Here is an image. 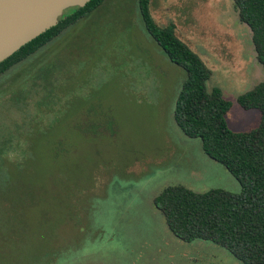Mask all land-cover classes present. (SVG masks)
<instances>
[{
	"label": "rangeland",
	"instance_id": "obj_1",
	"mask_svg": "<svg viewBox=\"0 0 264 264\" xmlns=\"http://www.w3.org/2000/svg\"><path fill=\"white\" fill-rule=\"evenodd\" d=\"M138 1L107 0L70 27L47 47L67 62L55 95L16 94L0 117V264H241L218 245L176 238L153 203L172 185H241L177 126L187 75L147 32ZM152 15L211 68L208 89L233 103L230 128L255 127L260 112L237 99L264 82V68L233 0H153Z\"/></svg>",
	"mask_w": 264,
	"mask_h": 264
},
{
	"label": "trees",
	"instance_id": "obj_2",
	"mask_svg": "<svg viewBox=\"0 0 264 264\" xmlns=\"http://www.w3.org/2000/svg\"><path fill=\"white\" fill-rule=\"evenodd\" d=\"M106 1L91 0L83 8H74L57 26L0 63V100L9 104L0 108V117L13 109L16 94H20V102L40 100L51 92L55 95L53 76L48 68L39 67L35 55ZM152 2L138 1L144 26L168 59L187 75L176 101L174 120L186 137L200 139L204 153L223 165L241 185L238 193L222 188L198 193L184 185H172L164 188L153 203L179 240L210 242L226 249L241 264H264V82L237 99L243 109L260 112L259 123L247 131L232 130L226 116L233 103L225 99L220 87L208 89L211 68L179 38L173 24L164 27L156 22ZM233 3L239 20L251 30L256 58L264 68V0ZM31 59L38 74L34 80L25 77ZM21 65L14 75L13 69Z\"/></svg>",
	"mask_w": 264,
	"mask_h": 264
},
{
	"label": "water",
	"instance_id": "obj_3",
	"mask_svg": "<svg viewBox=\"0 0 264 264\" xmlns=\"http://www.w3.org/2000/svg\"><path fill=\"white\" fill-rule=\"evenodd\" d=\"M91 0H0V63Z\"/></svg>",
	"mask_w": 264,
	"mask_h": 264
},
{
	"label": "crops",
	"instance_id": "obj_4",
	"mask_svg": "<svg viewBox=\"0 0 264 264\" xmlns=\"http://www.w3.org/2000/svg\"><path fill=\"white\" fill-rule=\"evenodd\" d=\"M165 2H161L160 5H163ZM89 19V17L87 18ZM63 36V35H62ZM61 37V36H60ZM59 39V38H58ZM57 39L51 43L48 47L52 46L55 47L54 45H56ZM45 49H48V51H50V53L45 52ZM39 56L36 59V61H38L40 64L39 67L42 68L44 70H46L47 68L49 69L50 73L52 74V78H53V83L55 85H57V83L60 81V78H63L66 75L65 73V66L64 64L67 63L66 61H62L59 57V52L57 51L58 48H54L53 50H49V48H45ZM54 50H56L55 52H53ZM48 65V66H47Z\"/></svg>",
	"mask_w": 264,
	"mask_h": 264
}]
</instances>
